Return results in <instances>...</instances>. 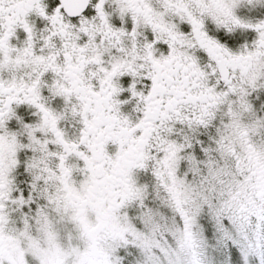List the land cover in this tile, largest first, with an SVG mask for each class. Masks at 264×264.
Listing matches in <instances>:
<instances>
[{"label": "snow or ice", "instance_id": "6c2138e0", "mask_svg": "<svg viewBox=\"0 0 264 264\" xmlns=\"http://www.w3.org/2000/svg\"><path fill=\"white\" fill-rule=\"evenodd\" d=\"M0 264H264V0H0Z\"/></svg>", "mask_w": 264, "mask_h": 264}]
</instances>
